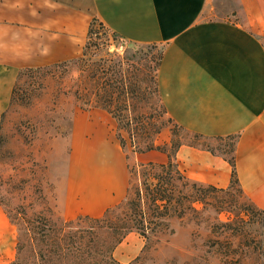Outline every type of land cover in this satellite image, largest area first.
<instances>
[{
  "label": "crops",
  "instance_id": "1",
  "mask_svg": "<svg viewBox=\"0 0 264 264\" xmlns=\"http://www.w3.org/2000/svg\"><path fill=\"white\" fill-rule=\"evenodd\" d=\"M208 2L0 0V111L23 69L79 56L95 17L129 43L160 47L159 88L175 123L203 137L238 135L239 183L264 209V0H240L237 20L208 17ZM176 159L193 181L224 188L231 182L222 154L182 144ZM112 172L89 175L71 164L56 186L62 216L99 217L118 203L125 184Z\"/></svg>",
  "mask_w": 264,
  "mask_h": 264
},
{
  "label": "rangeland",
  "instance_id": "2",
  "mask_svg": "<svg viewBox=\"0 0 264 264\" xmlns=\"http://www.w3.org/2000/svg\"><path fill=\"white\" fill-rule=\"evenodd\" d=\"M239 2L209 0L206 15L237 20L233 15ZM95 28L98 33L92 35L93 41L109 44L112 52L132 54L138 45L150 47L142 43L135 47L136 43L128 41H117L112 45L107 30L98 24ZM151 50L157 53L161 49L156 46ZM92 52H95L91 55L92 60H98L102 55H97L95 49ZM73 58L48 62L34 74L23 69L13 87L15 93L0 111V264H9L17 258L19 233L25 225L22 216H40L59 224L72 219L62 216L56 192L57 182L65 179L71 164L89 175L100 169H113V176L120 184H125V195L108 207L111 208L124 201L128 190L138 183L142 164L167 160V154L159 150L138 153L130 142L122 148L118 125L112 115L100 108L81 107L73 94L75 66L68 67V71L56 66ZM154 113L163 126L156 135L158 145L171 147V142L173 146L179 141L213 153L231 154L232 138L198 137L175 122L167 121V116H158V110ZM147 140L141 138L139 145L143 146ZM240 201L243 211L247 210L249 202L243 197ZM233 209L239 210L238 206ZM228 217L226 211L218 212L212 208L205 210L200 219L191 215L183 219L172 217L169 219L170 227L174 229L172 234L167 230L160 241L145 249V239L135 231L130 232L116 246L113 256L121 264H221L222 254L217 247L227 246L226 239L212 227ZM259 217L253 218L249 230L264 242V220ZM79 227L81 225L77 224L72 229ZM212 241L216 246L211 247ZM29 252L26 251V261L34 260ZM123 258L129 261L123 262Z\"/></svg>",
  "mask_w": 264,
  "mask_h": 264
},
{
  "label": "trees",
  "instance_id": "3",
  "mask_svg": "<svg viewBox=\"0 0 264 264\" xmlns=\"http://www.w3.org/2000/svg\"><path fill=\"white\" fill-rule=\"evenodd\" d=\"M96 24L107 30L112 45L125 41L120 37L118 40L115 33L94 17L81 55L56 66H62L64 71L75 66L73 94L76 100L84 109L100 108L112 115L118 125L122 148L130 142L138 153L159 150L167 154V160L142 164L138 183L128 190L126 199L108 208L101 217L79 215L59 224L40 216H22L25 225L19 233L17 258L9 264H121L113 251L130 232L139 233L145 239L144 248L147 249L160 241L167 230L170 234L174 232L170 218L183 219L191 215L200 219L209 208L229 213L226 221L214 225L218 229L212 227L226 239L227 246L217 247L222 254L221 264H264V242L249 230L253 218L260 215L261 221L264 220V209L247 197L239 183L235 163L238 135L214 137L233 139L231 154L222 153L232 167L229 186L217 187L191 180L180 168L176 154L182 144L197 145L175 141L168 147L158 145L155 140L163 128L161 121L155 119V110L159 111L158 116L165 115L167 121H173L159 88L162 50L154 53L151 48L158 45L149 44L150 47L145 48L134 43L137 47L132 54L112 52L109 44L93 41L92 35L98 33ZM93 49L97 55L102 54L98 60L91 59L95 53ZM25 69L32 74L42 70L40 67ZM141 138L148 139L143 146L138 142ZM242 197L249 202L244 211ZM234 206L239 210L233 209ZM77 224L81 227L73 230ZM214 246L212 241L211 247ZM26 251H30L28 255L31 253L34 260L26 261Z\"/></svg>",
  "mask_w": 264,
  "mask_h": 264
}]
</instances>
